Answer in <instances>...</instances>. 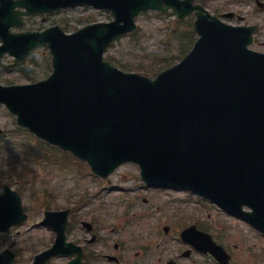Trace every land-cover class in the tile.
Segmentation results:
<instances>
[{
  "label": "water",
  "instance_id": "obj_1",
  "mask_svg": "<svg viewBox=\"0 0 264 264\" xmlns=\"http://www.w3.org/2000/svg\"><path fill=\"white\" fill-rule=\"evenodd\" d=\"M76 3L109 8L116 19L71 35L58 26L10 30L23 25V15ZM170 8L180 18L197 15L200 37L180 63L152 79L103 60L111 41L136 28L140 12ZM256 30L226 24L194 0H0V58L8 52L22 61L41 45L53 55L46 79L0 84V103L20 125L88 161L97 174L137 162L148 184L192 189L264 231V53L248 48ZM244 204L254 210L243 213ZM68 212L47 211L43 223L57 239L34 264L81 252L66 242ZM26 219L20 194L6 186L0 232ZM205 247L222 260L227 256L215 243ZM15 262L10 249L1 253L0 264Z\"/></svg>",
  "mask_w": 264,
  "mask_h": 264
},
{
  "label": "rangeland",
  "instance_id": "obj_2",
  "mask_svg": "<svg viewBox=\"0 0 264 264\" xmlns=\"http://www.w3.org/2000/svg\"><path fill=\"white\" fill-rule=\"evenodd\" d=\"M200 1L210 11H218L220 15L234 10L243 17L226 19L231 23L260 24L261 30L253 48L264 51V7L258 6L255 0ZM110 19L106 11L79 6L45 16H31L27 18L24 29H43L59 24L65 31L72 32L88 23ZM174 19L173 15L158 11L142 13L137 20L138 32L119 38L107 54L112 55L120 67L140 73L146 72L148 67H155L154 63L161 68L163 64L167 66L178 62L191 49L197 34H192V39H183V32L185 35L189 29L184 25L169 33L174 28ZM31 59L14 65L13 58L5 56L0 65V82L28 83L33 81L34 76L41 79L51 72L48 50L38 49ZM5 184L22 193L23 207L29 216L22 224L0 233V252L8 247L13 249L18 255L16 264H29L36 253L53 243L55 233L40 224L45 209L73 208L76 217L82 220H107L105 223L110 224L109 229L116 227V233L109 241L110 252H114L116 242L131 251L142 250L143 247L160 251L157 246L160 231L157 221L172 224V229L177 227L172 219L167 218L166 221V215L176 212L177 205L184 209V213L180 211V216L174 219L176 221H185L184 217L188 215L194 216L188 214L189 211L197 213L198 210L202 216L208 215L209 230L228 248L234 264H264V237L253 228L231 219L214 204L208 202L207 208L203 209L191 198L187 200L184 193L146 190L142 186L139 167L134 163L123 164L108 180L100 178L84 162L42 146L17 125L15 116L5 106L0 105V191ZM144 197L149 201H144ZM74 228L77 238L88 235L79 222ZM69 237L72 239V234ZM175 243L177 241L171 240L170 249H176L173 247ZM163 244L161 242V246ZM65 259L56 258L53 263L61 264ZM207 259L208 264H219L212 255H208Z\"/></svg>",
  "mask_w": 264,
  "mask_h": 264
},
{
  "label": "flooded vegetation",
  "instance_id": "obj_3",
  "mask_svg": "<svg viewBox=\"0 0 264 264\" xmlns=\"http://www.w3.org/2000/svg\"><path fill=\"white\" fill-rule=\"evenodd\" d=\"M105 222L108 221L95 219L91 222V238H83L85 244L81 240L82 237L77 238L76 228H70L73 239L84 246V264H207L206 254L192 248L183 239L175 243L176 249H170L171 241H164L162 246L157 243L160 251H150L145 247L142 250L131 251L124 245L115 244V254H112L109 252L108 242L113 237L115 229L110 230ZM188 224H196L202 230L207 223L200 217L188 219ZM168 228L170 230V227Z\"/></svg>",
  "mask_w": 264,
  "mask_h": 264
},
{
  "label": "trees",
  "instance_id": "obj_4",
  "mask_svg": "<svg viewBox=\"0 0 264 264\" xmlns=\"http://www.w3.org/2000/svg\"><path fill=\"white\" fill-rule=\"evenodd\" d=\"M185 22H186V21H179V20L177 21L178 26H179V25H184ZM189 30H190L191 33H194L192 29L189 28ZM182 37L185 38V39L188 38V36H184V32H183V34H182ZM148 71H150V72H157L158 70H156L155 67H151Z\"/></svg>",
  "mask_w": 264,
  "mask_h": 264
}]
</instances>
